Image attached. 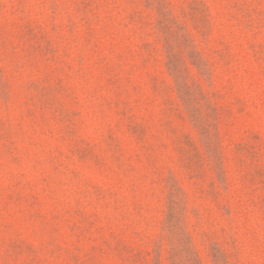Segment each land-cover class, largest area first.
Instances as JSON below:
<instances>
[{"label": "rangeland", "instance_id": "rangeland-1", "mask_svg": "<svg viewBox=\"0 0 264 264\" xmlns=\"http://www.w3.org/2000/svg\"><path fill=\"white\" fill-rule=\"evenodd\" d=\"M0 264H264V0H0Z\"/></svg>", "mask_w": 264, "mask_h": 264}]
</instances>
